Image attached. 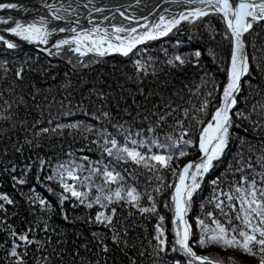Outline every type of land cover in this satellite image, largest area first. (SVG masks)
<instances>
[{
  "label": "snow or ice",
  "instance_id": "snow-or-ice-1",
  "mask_svg": "<svg viewBox=\"0 0 264 264\" xmlns=\"http://www.w3.org/2000/svg\"><path fill=\"white\" fill-rule=\"evenodd\" d=\"M164 2L178 11L164 8L154 20L160 5L147 16L120 11L127 24H105L108 16L96 22L92 13L105 9L93 6L83 17L90 27L76 15L79 5L44 3L51 20H16L3 29L18 39L0 34V174L12 188L0 191V264H117V255L124 264H160L169 251L178 257L171 264H238L232 255L196 251L209 246L264 264V41L257 46L258 32L245 38L264 30V0ZM17 8L0 3V9ZM10 21L0 18V24ZM52 21L69 27H50ZM184 24L203 28L204 43L183 53L162 49L163 61L139 47ZM63 33L68 35L54 39ZM25 44L42 46L48 57L69 54L73 71L90 66L84 62L89 54L95 57L90 63L119 54L131 61L126 80L136 90L120 85L119 91H105L93 84L85 91L67 73L55 93L35 80L26 83L28 77L50 76L54 66L24 53ZM209 59L224 64L218 69L223 80L207 69ZM68 137L87 142L98 158H76L71 150L65 160L41 155L45 143ZM193 150L196 158L186 159ZM17 156L25 157L22 170ZM81 207L89 210L85 216L70 219V211ZM21 215L18 228L10 221ZM54 215L93 226L91 246L69 247L66 231L52 224ZM137 217L154 220L151 230L137 235Z\"/></svg>",
  "mask_w": 264,
  "mask_h": 264
},
{
  "label": "trees",
  "instance_id": "trees-1",
  "mask_svg": "<svg viewBox=\"0 0 264 264\" xmlns=\"http://www.w3.org/2000/svg\"><path fill=\"white\" fill-rule=\"evenodd\" d=\"M212 24L221 31L223 30V25L219 21V18H213ZM205 23H208L207 20H205ZM204 29L200 28L199 30L197 27L193 25L184 24L181 26L179 32H174L170 34L169 37H166L164 39H161L160 41H153L147 45L140 46V48L147 47L148 54L158 58L160 61H163L165 59V54L162 51V49H167L165 42L169 41L171 43V49H167L169 54H172L173 52H188L190 49L188 46L179 45L176 46V40H180L181 42H189L191 41L193 45L200 43L203 44L206 40V37H201L200 33L203 32ZM256 32L259 33V38L256 40L257 46H260V43L264 41V30H261L260 28H257L256 31L253 33L252 36H248L246 34V41L252 40L253 37H255ZM193 37V39L189 40V37ZM167 39V40H166ZM171 39V41L169 40ZM219 40V37H217ZM155 43V44H153ZM226 43V42H225ZM182 47V48H181ZM24 53L28 55H37L40 56L41 64H47L49 61L54 66L51 69V75L50 76H41V77H28L26 78V83H28L30 80L37 81V86L41 87L43 89H51L54 93L56 89L59 87L60 84L63 83V81L66 79L65 73L68 74L67 78L71 79L73 83L76 85V87L79 89L81 84H83V88L85 91H87L88 88L92 87L93 84H103L105 91H112V89H116V91H119V86L123 85L125 88H127L129 91H135V85L132 81L126 80V75L131 76L133 73V68L131 61L128 58L125 57H107L100 59L99 63H90L92 60H84L85 63H88L90 66L87 68H82L79 65H77L75 71L72 69V65H69L67 63V59L69 55H62L59 57H48L47 55H43L42 53H39L37 51H34L32 49H26L23 50ZM137 57H133L135 59ZM95 59V58H93ZM73 62L75 63V59L73 58ZM205 65L209 71H211L213 74L216 75L217 80H223V72L218 71V69H223L224 64L221 63L219 60H217L215 63H213L210 59L206 60ZM159 67V65H158ZM192 72V69H189V73ZM51 76L57 77L56 80H52ZM184 79L183 76H177V81ZM151 82V77L148 78V80L145 81V84H149ZM74 95H78L77 93H74ZM195 101H193L194 103ZM73 103H75V100H73ZM0 111H3L2 107H0ZM78 118L83 119L84 117L78 114ZM4 124L2 121H0V127H3ZM90 145H88L87 142H80L72 141L70 137L66 139H60V138H53L49 142L45 143L43 150L41 151V155L44 153H47L49 157H55L58 160H65L67 159V156L65 155L69 150L75 153L76 158H79L83 155H89L91 159H97L98 155H93L92 153L87 151V148ZM85 149L83 152L80 151V149ZM190 158L188 156L186 159ZM16 159L20 162L21 170L23 163L25 162L24 156H17ZM56 161L53 160V163ZM184 162V161H183ZM166 178L169 181H172V177L170 174H165ZM36 190L44 193L45 195H50L45 192L43 185H37ZM0 191H8L12 192V188L10 186V180L6 177V174H0ZM23 191L27 192L28 189L24 188ZM210 192V189L205 186V190L203 195L206 197L208 196ZM167 195V193H166ZM55 199V198H53ZM65 209H71V204L66 203L64 205ZM89 210H86L84 208H79L77 211H70V219L74 216H80L83 217ZM194 212L198 211V209H194ZM94 214V211H93ZM23 219V215L20 217H17L14 222L15 225L20 228L23 227V224L21 223V220ZM137 220L139 221L141 228L137 229V235L140 234V231L142 229H148L151 230V225L154 223L153 221H149L147 223L140 221L139 217H137ZM53 226L59 227L60 229H63L66 231L67 236L70 240L69 247L72 246L71 242H75V244L80 245L84 243H88L89 246H91V232L96 230L93 226L88 225L87 223H84L81 220H77L74 224H71L67 221H64L61 216L54 215L52 220ZM78 234V235H77ZM4 240V233L2 229H0V242H3ZM169 240V248L171 247V241L172 236L169 234L168 236ZM196 251L198 253L205 252L207 254H219L221 256H229L232 255L237 260L238 264H255V261L247 256H244L243 254L239 252H235L233 250H222L216 246H209L205 249L196 248ZM83 254V253H82ZM177 257L176 253H172L169 251L167 253V256L162 258L160 260V264H171L172 259ZM117 264H124L122 259L117 255L116 257Z\"/></svg>",
  "mask_w": 264,
  "mask_h": 264
},
{
  "label": "bare ground",
  "instance_id": "bare-ground-1",
  "mask_svg": "<svg viewBox=\"0 0 264 264\" xmlns=\"http://www.w3.org/2000/svg\"><path fill=\"white\" fill-rule=\"evenodd\" d=\"M38 2H40V4H42V5H44V3L56 4V5H59L60 3H64L65 5H67L69 2H71L73 8H77V6L79 5V8H78L76 15L81 18V24L83 27H90V25H88L87 21L85 19H83V17L88 16L89 9H91L93 6L105 9L101 13H95V12L92 13V16L95 18L96 22H100L104 16H108L109 20L105 21L104 22L105 24H110V23L127 24L128 21H125L123 19V17L120 16V14H119L120 11H124L126 15L135 14L137 17L147 16L150 12L153 11V9H156L154 7H156L158 5V4H155V0H139V3H137V0H91V3H89V0H38ZM1 3H13V2H7V1L3 0ZM85 3H89L88 9H85L83 7V4H85ZM164 8H169L170 12L178 11L177 6L170 5L169 3H163V4H160V8L156 10L155 15L151 16L150 19L154 20L156 18V16L159 15V12L162 11ZM117 9H119V11ZM10 10H12V9H0V13L1 12H7ZM13 11L15 12L16 10L13 9ZM31 12H32L31 16H34V15H36L37 10L36 11L33 10ZM9 13L10 12H8L7 14H9ZM113 16L115 17V19H112ZM28 17H29V13H27V11L26 12L21 11V18L22 19H24V18L29 19ZM37 18L39 20L40 16L36 17V19ZM33 19H35V18H33ZM96 19H99V20H96ZM8 27H10V26H8ZM50 27H69V25H67L63 22L61 24L60 23L50 24ZM64 35H68V33L60 34L59 36L54 37V39L60 38ZM9 36H10L9 37L10 39L11 38L17 39L15 37H12L11 34H9ZM5 37L8 38L7 35H5ZM40 47H42V46H40Z\"/></svg>",
  "mask_w": 264,
  "mask_h": 264
},
{
  "label": "water",
  "instance_id": "water-1",
  "mask_svg": "<svg viewBox=\"0 0 264 264\" xmlns=\"http://www.w3.org/2000/svg\"><path fill=\"white\" fill-rule=\"evenodd\" d=\"M0 1L2 2L3 0H0ZM5 1L13 2V3L17 4V6H18V8L15 9L16 10L15 12L12 9L10 11L0 13V18L8 19L9 17H11L10 23L7 24L10 27L14 26V23L16 20H20L22 22L33 21V20H38V18L36 19V17H38V16H40V17L44 16V17L48 18L49 20H51V16L49 15L48 10L45 7H43V5L40 4V2H38V0H5ZM163 3H165L164 0H155V4L160 5ZM154 8H156V7H154ZM33 10H35V11L37 10V12H36V15L31 16V13H32L31 11H33ZM21 11L22 12L27 11V13H29V17H28L29 19H27V18L22 19L21 18ZM8 12H10V13L7 14ZM33 18H35V19H33ZM96 20H99V19H96ZM54 23H59V22L58 21H52L51 24H54ZM7 25L0 24V33L2 35H7V37L9 38L10 37L9 33L3 31V29L8 27ZM31 46H34V45H31Z\"/></svg>",
  "mask_w": 264,
  "mask_h": 264
},
{
  "label": "rangeland",
  "instance_id": "rangeland-1",
  "mask_svg": "<svg viewBox=\"0 0 264 264\" xmlns=\"http://www.w3.org/2000/svg\"><path fill=\"white\" fill-rule=\"evenodd\" d=\"M27 22H29V21H27ZM26 23V22H25ZM60 24L62 23V22H59ZM162 39H164V38H162ZM167 40V39H166ZM170 41H171V39H169ZM153 42V41H152ZM149 43H151V42H149ZM148 43V44H149ZM171 43L172 42H165V45H166V47H167V49H171ZM153 44H155V43H153ZM181 45H183V47L185 46H191V45H193L192 44V42L191 41H189V42H181L180 43ZM140 47V46H139ZM182 48V47H181ZM26 49H32V50H34V51H37V52H39V53H42L43 55L45 54L46 55V53H43V52H41L40 51V46L38 47V46H31V45H28V44H25V46H24V49L23 50H26ZM143 49V48H142ZM177 50H179V47H178V49ZM66 55H69V54H66ZM110 57H115L116 58V56L117 57H122V56H120L119 54H112V55H109ZM109 56H107V57H109ZM107 57H104V58H107ZM74 58V57H73ZM93 58H95L92 54H89V56H87V57H85L84 58V60H93ZM75 59V58H74ZM100 59H103V58H100ZM198 155V153H196L194 150H193V152H192V154L191 155H189L190 156V158H188V159H195L196 158V156ZM184 162H186V160L184 161ZM174 178L172 177V180H173ZM170 191V190H169ZM198 254H202V255H207V253H205V252H200V253H198Z\"/></svg>",
  "mask_w": 264,
  "mask_h": 264
}]
</instances>
